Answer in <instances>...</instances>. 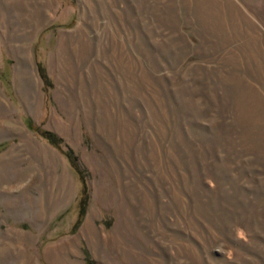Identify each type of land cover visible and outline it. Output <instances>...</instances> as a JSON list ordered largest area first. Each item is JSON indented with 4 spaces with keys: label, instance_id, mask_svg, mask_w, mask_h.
I'll return each instance as SVG.
<instances>
[{
    "label": "rangeland",
    "instance_id": "374dc122",
    "mask_svg": "<svg viewBox=\"0 0 264 264\" xmlns=\"http://www.w3.org/2000/svg\"><path fill=\"white\" fill-rule=\"evenodd\" d=\"M83 250L264 264V0H0V264Z\"/></svg>",
    "mask_w": 264,
    "mask_h": 264
},
{
    "label": "trees",
    "instance_id": "16d2710c",
    "mask_svg": "<svg viewBox=\"0 0 264 264\" xmlns=\"http://www.w3.org/2000/svg\"><path fill=\"white\" fill-rule=\"evenodd\" d=\"M37 71H38L39 78L41 79V81L43 82V84L45 85V88H46L47 85H46L45 75H44V72L42 70V67H40L39 64H38ZM30 129L32 130V132L36 136H38L40 139L44 140L51 147L59 150L61 152V154L66 158V160L69 163V165L71 166V168L77 172V170L75 169V166H74L73 157L71 155V152L66 147H62V145H61L62 141L60 139H58L52 133L47 132V131H40L38 128H36L32 125H30ZM79 182H80V194H79V198L77 199V204H76L77 218H76V221L73 225V229H72L73 231L77 228V226L80 223V220L84 214V210L86 207V199H87L86 187H85V182H84L83 178L79 177ZM83 255H84L85 262H87V264H90L88 259H87V254L84 250H83Z\"/></svg>",
    "mask_w": 264,
    "mask_h": 264
}]
</instances>
